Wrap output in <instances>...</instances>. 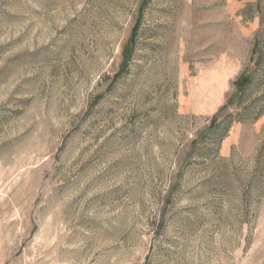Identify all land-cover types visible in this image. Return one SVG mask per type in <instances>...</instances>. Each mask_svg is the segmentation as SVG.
Listing matches in <instances>:
<instances>
[{"label":"rangeland","instance_id":"obj_1","mask_svg":"<svg viewBox=\"0 0 264 264\" xmlns=\"http://www.w3.org/2000/svg\"><path fill=\"white\" fill-rule=\"evenodd\" d=\"M0 264H264V0H0Z\"/></svg>","mask_w":264,"mask_h":264}]
</instances>
